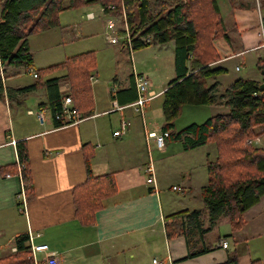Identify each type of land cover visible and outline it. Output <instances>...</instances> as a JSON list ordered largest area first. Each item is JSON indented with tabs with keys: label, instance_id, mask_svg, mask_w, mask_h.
Masks as SVG:
<instances>
[{
	"label": "crops",
	"instance_id": "1",
	"mask_svg": "<svg viewBox=\"0 0 264 264\" xmlns=\"http://www.w3.org/2000/svg\"><path fill=\"white\" fill-rule=\"evenodd\" d=\"M252 3V0H234L232 7L227 2V14L233 13L231 17L239 34V52L242 55L253 50L260 41L258 24L264 17L258 7L253 8ZM220 6L224 11L221 3ZM221 50L227 56L212 63V66H223L228 72L224 62L232 58V54L229 51V55L225 47ZM93 72L91 76L97 82L98 73ZM29 73L34 77V70ZM64 74L65 71L58 77L63 78ZM10 78L4 81V85L18 88L7 85ZM252 79L257 80V77ZM111 81L116 89L112 93L106 88L105 99L94 98L93 85L96 82H90L93 111L79 123L68 126L54 121L47 105L40 106L46 101L42 89L27 94L17 93L12 99L6 96L0 99V258L14 252L17 236L27 234L29 244H47L49 250L55 252L58 264H152L153 259L158 261L157 264H218L226 261L234 248L238 264H251L253 259L264 263V196L245 212L247 223L243 231L233 232L227 219L220 217L216 225L203 235L205 246H210V250L199 256L187 257V237L184 235L166 236L163 218L177 211L201 210L203 227L208 225L201 187L208 178L206 162L214 160L217 155L216 146H209L208 150L207 146L211 143H207L184 150L181 142L165 140L163 147L157 148L152 139L145 138V131L149 130L145 113L141 117L131 107L132 101H116L115 94L117 96L119 90L127 89L128 80L119 81L113 77ZM61 83L65 84L61 92L66 96L68 84L63 80ZM149 84L153 90L151 82ZM166 85L158 92L153 90L156 96L146 103L145 108L160 96ZM110 102H115L122 109L112 110ZM187 106L190 109L209 106L212 109L211 115L207 114L209 117L217 114L216 109L222 107L185 105L183 109H188ZM39 110L45 111L43 123L37 120ZM125 111H129L130 118L125 117ZM116 114H119L118 117H113ZM121 119L126 120L129 127L126 134L115 137L112 132L118 126L114 124ZM191 120L179 128L174 125L172 130L178 131L191 123H199L194 118ZM151 130L163 131L162 127L156 126ZM21 141L27 151L32 177L31 194L24 190L20 172H13L18 160L16 143ZM85 143L93 149L89 161L91 173H112L116 190L103 201L104 206L96 211L92 224L80 223L74 215L73 190L87 176L82 150ZM148 165L153 168L154 183L151 184L146 183V178L150 176L146 172ZM21 189L25 192L24 202L19 195ZM192 237L198 240L199 247L197 233L193 232ZM224 240L228 244L226 248L220 246ZM254 241L256 257L249 251L250 243ZM150 254L153 256L149 261ZM155 254H160L161 259L154 257ZM44 257V253L36 254L39 262Z\"/></svg>",
	"mask_w": 264,
	"mask_h": 264
},
{
	"label": "trees",
	"instance_id": "2",
	"mask_svg": "<svg viewBox=\"0 0 264 264\" xmlns=\"http://www.w3.org/2000/svg\"><path fill=\"white\" fill-rule=\"evenodd\" d=\"M221 1L0 0V99L4 96L12 99L17 93L27 94L42 89L46 101L40 106L47 105L51 116L61 110L65 98L60 87L62 80L68 84L66 96L71 98L76 110L85 116L94 108L90 83V76L96 69L94 50L70 55L61 63L38 68L36 71L32 67L33 54L29 48L28 36L58 27L59 15L63 11L100 5L104 8V14L111 15L110 18L121 16L120 23L123 22L126 26L123 28L121 25L116 29V34L122 36L121 49H126L129 53L152 44L173 43L171 50L174 77L160 94L164 119L162 129L169 131L165 140L181 142L184 150L207 143H214L217 149L215 159L206 162L208 178L201 187L208 225L203 227L201 210H181L163 218L167 237L180 234L187 237L188 258L210 250V246H205L203 235L222 216L227 219L233 232L243 231L247 223L245 212L264 196V146H256L253 142L254 138L264 135V73L260 68L259 80L237 78L222 91L219 89L220 83L216 79L226 74L227 69L212 66V63L227 55L216 42H224L230 48ZM226 1L233 7L234 0ZM229 51L234 53L232 48ZM32 69L36 76L31 84L16 89L4 85L6 79ZM60 69L65 71L63 78H45ZM210 80L214 82L209 84ZM115 98L116 101L135 102L137 92L133 74L128 76L127 89L119 90ZM185 105H221L224 111L201 123H191L174 131V121ZM144 110L145 106L143 115L139 114L141 117H144ZM82 150L87 176L74 187V215L80 223L92 224L96 211L104 206L103 201L116 190L112 173H91L89 161L93 155L92 147L85 143ZM16 152L18 160L13 166V172H20L24 190L31 194L32 177L22 141L16 143ZM193 232L200 239L199 247L196 243L198 240L192 237ZM229 236L232 237V234ZM235 242L238 241L235 239ZM14 245L15 251L0 258V264H33L28 235L17 236ZM218 264H238L236 249L228 254L226 261ZM251 264L264 263L260 259H253Z\"/></svg>",
	"mask_w": 264,
	"mask_h": 264
},
{
	"label": "rangeland",
	"instance_id": "3",
	"mask_svg": "<svg viewBox=\"0 0 264 264\" xmlns=\"http://www.w3.org/2000/svg\"><path fill=\"white\" fill-rule=\"evenodd\" d=\"M253 8H259V11L264 17V0H252ZM223 6V11L225 15V24L228 29L227 35L230 38V48L226 46L224 42H216L220 50L225 47L227 53L229 49L232 48L234 53L232 58L225 61L224 65L228 67V72L226 74L217 77V81L220 83L219 89L222 91L231 82L237 78H249L257 77L260 79L259 69L261 72L264 71V50L257 47V45L246 54H241L239 51L240 41H238L237 29L234 24V19L231 17L232 14H227L229 11V6L227 1L221 2ZM256 10H254L255 13ZM93 12L96 16L94 20H88L85 16L86 13ZM258 13H256V16ZM110 14L106 15L101 11L100 5H90L77 9H69L63 11L59 15V26L48 30L41 31L39 33H33L28 36L30 50L33 54V68L36 69L51 65L61 63L65 57L74 55L80 52H86L94 50L96 57L95 70L97 71V82L94 87V98L95 99H105L107 96V90L113 92L116 88L114 83L111 81L113 77L119 79V81L128 80V76L133 73H144L152 84V89L158 92L168 81L174 77L173 68V52L171 50L172 42L163 45L152 44L141 50L131 51V54L126 49H121L120 43L122 41V36L116 34L120 39L119 44H110L106 39V34L115 35L116 30L121 27L124 28L126 25L121 22V16L113 17L111 20L115 22V29H110L106 27V22L110 18ZM240 53V54H238ZM230 55V53H228ZM238 55V56H235ZM240 55V56H239ZM259 56V58H258ZM235 65L239 66V70H235ZM33 70V69H32ZM94 70V71H95ZM64 70H55L46 75L45 78L54 77L61 75ZM93 72V73H96ZM251 78V79H252ZM34 81V77L31 73L22 71L21 74L11 77L7 81L9 86H19L23 87L31 84ZM209 82H213L210 80ZM61 88L65 89V84L61 83ZM162 97L159 96L146 106L145 120L147 121V127L151 130L154 126L157 128L162 127L164 119L161 112ZM34 106V104H32ZM111 109L115 110V106L110 102ZM184 107V106H183ZM179 113V116L174 121L176 128L189 123L191 119H196L197 122L204 121L208 115H211V107L201 106L198 108L203 109H183ZM218 106L217 108H220ZM221 109V110H220ZM216 109L217 113H221L222 107ZM125 117L128 119L131 117L129 111H125ZM208 114V115H207ZM119 115V114H118ZM114 115L113 117H118ZM125 118V119H126ZM107 119V118H106ZM130 120V119H129ZM119 123L114 124L118 126ZM113 126V127H114ZM256 146H264V135L253 139ZM214 147V143L207 146ZM213 159V158H212ZM176 195V193H174ZM247 239H249L247 237ZM250 253L256 257L257 252L253 250L255 247V241L250 243ZM9 249V248H7ZM4 249H2L3 251ZM251 255V256H252ZM153 254H150L149 261ZM160 254H155L154 257L161 259ZM252 256V257H253ZM124 255H122V259ZM160 261V260H159ZM164 264V262H162Z\"/></svg>",
	"mask_w": 264,
	"mask_h": 264
},
{
	"label": "built area",
	"instance_id": "4",
	"mask_svg": "<svg viewBox=\"0 0 264 264\" xmlns=\"http://www.w3.org/2000/svg\"><path fill=\"white\" fill-rule=\"evenodd\" d=\"M113 8L112 6H109ZM104 8L101 7V11L103 12ZM95 14L93 12H88L86 13V18L89 20H93L95 18ZM113 18V17H111ZM109 18L106 22V27L110 29H115V22ZM259 31H258V36L260 38V41L258 43L259 48L264 49V18H261L259 20ZM116 30V29H115ZM126 38H128V34L126 35ZM106 39L110 44H119L120 39L115 35L112 34H106ZM236 69L238 70L239 67L237 66ZM134 81L136 85V92H137V99L135 102L131 104V107L137 111L141 116L143 115V109L145 104L152 98L156 96V93L150 89V82L148 77L145 74H140V73H134ZM0 76L2 77V72L0 71ZM36 74L34 73V77ZM90 82H96V79L90 76ZM115 106V109H122V107H117L115 105V102L112 103ZM31 113L32 111H28ZM53 120L57 121L58 123L61 124V126H68V125H74L82 121L85 116L79 112L78 110L75 109L73 106L72 100L69 96H65V98L62 101L61 104V110L56 113L54 116H52ZM37 120L40 123H43L45 120V111L44 110H39L37 112ZM128 122L126 120H121L119 129H116L112 132L113 136L115 137H121L124 134H126L128 130ZM169 136V131L163 130L160 132L155 131V130H148L147 132L145 131V138L146 140L152 139L156 145L157 148H162L164 143H165V138ZM13 143L15 141H12ZM146 172L150 175L149 177L146 178V183H154L153 179V168L151 165H148L146 168ZM174 189H177L174 187ZM22 201H25V192L23 189H21V192L19 193ZM221 247L225 248L227 247V242L222 241L220 243ZM15 251V248H14ZM30 252L33 257V264H58L56 254L55 252H52L49 250L47 244L41 243V244H32L30 243ZM37 253H44L45 257L42 259L43 261L39 262V260L36 258ZM158 261L156 259L152 260V264H157Z\"/></svg>",
	"mask_w": 264,
	"mask_h": 264
},
{
	"label": "water",
	"instance_id": "5",
	"mask_svg": "<svg viewBox=\"0 0 264 264\" xmlns=\"http://www.w3.org/2000/svg\"><path fill=\"white\" fill-rule=\"evenodd\" d=\"M264 73V71H262V74ZM261 87H263V84L260 85Z\"/></svg>",
	"mask_w": 264,
	"mask_h": 264
}]
</instances>
